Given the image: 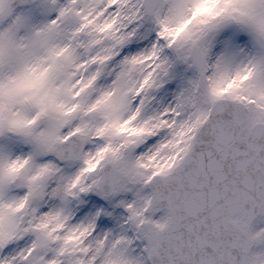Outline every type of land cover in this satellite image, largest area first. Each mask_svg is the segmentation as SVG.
Instances as JSON below:
<instances>
[{"label":"snow or ice","instance_id":"6c2138e0","mask_svg":"<svg viewBox=\"0 0 264 264\" xmlns=\"http://www.w3.org/2000/svg\"><path fill=\"white\" fill-rule=\"evenodd\" d=\"M0 264H264V0H0Z\"/></svg>","mask_w":264,"mask_h":264}]
</instances>
